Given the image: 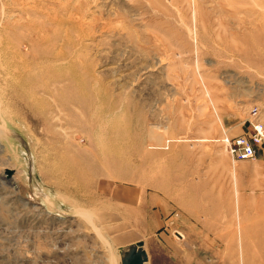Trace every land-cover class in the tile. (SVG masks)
Returning <instances> with one entry per match:
<instances>
[{"label":"rangeland","instance_id":"obj_1","mask_svg":"<svg viewBox=\"0 0 264 264\" xmlns=\"http://www.w3.org/2000/svg\"><path fill=\"white\" fill-rule=\"evenodd\" d=\"M253 107L264 0H0V264H122L109 182L190 210L157 264H264V152L240 168L221 140Z\"/></svg>","mask_w":264,"mask_h":264},{"label":"crops","instance_id":"obj_2","mask_svg":"<svg viewBox=\"0 0 264 264\" xmlns=\"http://www.w3.org/2000/svg\"><path fill=\"white\" fill-rule=\"evenodd\" d=\"M248 160H238L237 163L242 168L248 165ZM251 164L255 165V174L264 171V157L253 159ZM255 182L264 188V180ZM96 211L122 256L140 248L149 264H157L158 249L183 254L184 247L172 237L170 227L176 215L174 211L180 212L181 220L188 227L191 226V213L181 205L179 198L172 197L164 189L151 190L138 182L104 183Z\"/></svg>","mask_w":264,"mask_h":264},{"label":"built area","instance_id":"obj_3","mask_svg":"<svg viewBox=\"0 0 264 264\" xmlns=\"http://www.w3.org/2000/svg\"><path fill=\"white\" fill-rule=\"evenodd\" d=\"M251 115L249 134L235 137L226 135L221 139L234 161L253 159L257 155L258 148L264 149V123L259 119V108L253 107ZM176 236L179 239L183 237L181 234Z\"/></svg>","mask_w":264,"mask_h":264},{"label":"water","instance_id":"obj_4","mask_svg":"<svg viewBox=\"0 0 264 264\" xmlns=\"http://www.w3.org/2000/svg\"><path fill=\"white\" fill-rule=\"evenodd\" d=\"M264 147V145H263ZM12 171L9 170V174ZM142 246V244H140ZM122 264H149L145 252L142 249H134L131 253L122 256Z\"/></svg>","mask_w":264,"mask_h":264},{"label":"bare ground","instance_id":"obj_5","mask_svg":"<svg viewBox=\"0 0 264 264\" xmlns=\"http://www.w3.org/2000/svg\"><path fill=\"white\" fill-rule=\"evenodd\" d=\"M61 80H62V77H59ZM68 79L69 80H72V78L70 79L69 77H68ZM46 84H44V85H42V86H40V88H39V91H43V92H51V90L48 88V87H50V86H48V83H47V85H46V87H43V86H45ZM48 86V87H47Z\"/></svg>","mask_w":264,"mask_h":264}]
</instances>
